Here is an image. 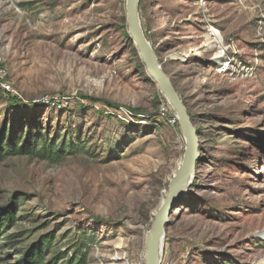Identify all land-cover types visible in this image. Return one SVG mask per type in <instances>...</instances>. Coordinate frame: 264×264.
Segmentation results:
<instances>
[{"label": "rangeland", "instance_id": "1", "mask_svg": "<svg viewBox=\"0 0 264 264\" xmlns=\"http://www.w3.org/2000/svg\"><path fill=\"white\" fill-rule=\"evenodd\" d=\"M139 15L201 154L160 264H264V0H140ZM126 18L127 0H0V54L19 95L0 92V133L34 121L40 148L60 153L0 156L6 264L31 249L41 264H145L186 140Z\"/></svg>", "mask_w": 264, "mask_h": 264}, {"label": "water", "instance_id": "2", "mask_svg": "<svg viewBox=\"0 0 264 264\" xmlns=\"http://www.w3.org/2000/svg\"><path fill=\"white\" fill-rule=\"evenodd\" d=\"M140 0H127V24L130 37L144 63L149 78L158 87L173 107L179 121L180 129L186 140V151L183 161L171 179L168 194L161 208L154 216L151 229L145 241V264H160L159 247L165 238L170 224L174 205L180 198V188L184 180L194 177L201 159L199 135L187 107L173 82L166 74L159 57L147 39L139 15Z\"/></svg>", "mask_w": 264, "mask_h": 264}, {"label": "trees", "instance_id": "3", "mask_svg": "<svg viewBox=\"0 0 264 264\" xmlns=\"http://www.w3.org/2000/svg\"><path fill=\"white\" fill-rule=\"evenodd\" d=\"M36 123L32 121L31 124L32 126H30V130L35 128L37 129L38 133L36 135H34L33 132H31L30 130L24 135L22 130H19L17 133L15 132V130H10V131L7 130L6 127L2 129L0 133V156L3 157L5 155H10V156L38 155V156H42L43 158H48L54 155H60V153H56V144H48V145L44 144L40 148V140L43 137V133L42 130H40L42 129L41 126H39V124L36 125ZM22 136L24 137L22 139L23 142L21 143L20 140ZM5 216L6 217L4 219H0V246L6 240L5 238H7L5 237V234L7 233L6 231L7 226L10 223V220L12 219V216L11 214L9 215V213H7ZM0 256H1V251H0ZM34 257H35L34 251L31 249L27 252L25 258L21 260L19 264H41L40 257L38 256V260H35ZM4 263L6 264V261L0 258V264H4Z\"/></svg>", "mask_w": 264, "mask_h": 264}, {"label": "built area", "instance_id": "4", "mask_svg": "<svg viewBox=\"0 0 264 264\" xmlns=\"http://www.w3.org/2000/svg\"><path fill=\"white\" fill-rule=\"evenodd\" d=\"M225 70L226 67L224 68ZM9 77H8V70L6 68V65L4 64V60L0 54V92H3L5 94H12L15 97H19L18 93L15 91L14 86L11 85V83L9 82ZM11 95V96H12ZM39 102H42L45 105H50L54 108H62L65 106H69L70 101L68 99H64V98H56V97H43L42 99H40ZM164 108V107H163ZM164 111V110H163ZM123 111L120 110V115H117L119 119L122 120H128L131 118L132 113L131 111H127L122 113ZM177 120V118H174V122Z\"/></svg>", "mask_w": 264, "mask_h": 264}, {"label": "bare ground", "instance_id": "5", "mask_svg": "<svg viewBox=\"0 0 264 264\" xmlns=\"http://www.w3.org/2000/svg\"><path fill=\"white\" fill-rule=\"evenodd\" d=\"M216 35V34H215ZM219 35V34H218ZM217 35V36H218ZM217 41H219L218 40V38H217ZM227 69V68H226ZM226 71V70H225ZM177 117V116H176ZM178 119V118H177ZM192 178L193 177H189V178H187L186 180H184L183 182H182V184H181V188H180V191H182V190H185L184 188H186L188 185H190V183H191V181H192ZM165 201V200H164ZM164 201H163V203H164ZM162 203V204H163ZM161 204V205H162ZM165 239V238H164ZM163 244H164V240H163V242L160 244V247H159V257H161L162 256V251H163Z\"/></svg>", "mask_w": 264, "mask_h": 264}]
</instances>
